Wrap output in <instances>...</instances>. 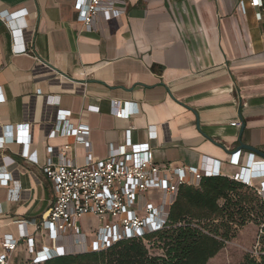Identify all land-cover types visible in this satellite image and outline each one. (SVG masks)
<instances>
[{"label": "crops", "instance_id": "0c3cea01", "mask_svg": "<svg viewBox=\"0 0 264 264\" xmlns=\"http://www.w3.org/2000/svg\"><path fill=\"white\" fill-rule=\"evenodd\" d=\"M124 1L123 14L88 28L77 20L75 0H0V15L16 28L0 18V138L10 137L0 145V177L10 176L8 184L0 178V242L18 235L20 221L33 232L52 206L44 165L75 144L67 133L49 136L61 112L90 128L97 158L130 139L149 141L158 163L196 167L207 157L231 178L251 154L253 163L264 160L258 8L250 0H243L245 12L242 0ZM113 99L130 101L134 113L116 117ZM241 141L258 152L238 149ZM69 155L86 161L82 144ZM28 256L21 241L14 262Z\"/></svg>", "mask_w": 264, "mask_h": 264}, {"label": "built area", "instance_id": "2783aa9c", "mask_svg": "<svg viewBox=\"0 0 264 264\" xmlns=\"http://www.w3.org/2000/svg\"><path fill=\"white\" fill-rule=\"evenodd\" d=\"M124 3V0H75L74 8L77 20L85 27L94 28L99 17L110 21L123 14L125 9L120 4ZM250 5L258 8L257 18L264 21V0H250ZM240 10H246L243 0ZM0 18L11 29H16L7 13ZM3 99L0 95V102ZM129 103L113 99L114 115L118 118L132 115L134 111L127 109ZM66 118L67 114L59 113L49 136L60 133L73 136L75 144H82L86 149V161L78 164L69 155L75 144H64L59 150L58 160H50L44 165L55 191L52 206L35 223L33 232L27 229L26 221H20L18 235L3 237L0 264H43L56 256L106 250L129 238H143L149 242L147 234L169 226L170 207L182 185L198 186L205 176L221 175L215 161L207 157L196 167L173 162L158 163L149 141L132 143L129 139L125 144L111 145L107 156L97 158L91 151L90 128L84 124L76 126ZM149 135L150 140L156 136L153 130ZM8 139L10 137L0 138V145ZM52 151L49 147V152ZM252 157L253 154L245 168L232 178L254 186L264 198V180L258 187L253 183V178H264V160L253 163ZM231 160L238 163L239 152ZM250 167L254 170L249 171ZM4 175L0 178L8 184L10 176ZM85 215H91L97 222L88 231L79 223ZM21 241L25 243L29 256L15 263L14 256ZM254 253L260 259L264 251Z\"/></svg>", "mask_w": 264, "mask_h": 264}, {"label": "trees", "instance_id": "16d2710c", "mask_svg": "<svg viewBox=\"0 0 264 264\" xmlns=\"http://www.w3.org/2000/svg\"><path fill=\"white\" fill-rule=\"evenodd\" d=\"M245 188L253 192H242ZM259 217L264 218V198L254 186L224 175L205 176L198 186L180 187L170 207L169 226L147 234L149 242L123 239L106 250L56 256L43 264H207L236 226ZM154 243L161 253L151 252ZM241 264H264V254Z\"/></svg>", "mask_w": 264, "mask_h": 264}, {"label": "rangeland", "instance_id": "374dc122", "mask_svg": "<svg viewBox=\"0 0 264 264\" xmlns=\"http://www.w3.org/2000/svg\"><path fill=\"white\" fill-rule=\"evenodd\" d=\"M242 192H250L248 188ZM84 229H90L96 225L91 215H85L79 222ZM236 231L226 242L223 248L212 257L207 264H241L247 257H255V251L261 252L264 247V218L259 217L254 221L247 222L243 226H236ZM155 242L156 239H153ZM152 253H161L157 243L151 244Z\"/></svg>", "mask_w": 264, "mask_h": 264}, {"label": "water", "instance_id": "95a60500", "mask_svg": "<svg viewBox=\"0 0 264 264\" xmlns=\"http://www.w3.org/2000/svg\"><path fill=\"white\" fill-rule=\"evenodd\" d=\"M244 127H245V122L242 121L241 130H240V137H241V135H242V133L244 131ZM242 148L258 152L257 148H255L254 146L246 144V143L241 141L240 145L238 146V149H242Z\"/></svg>", "mask_w": 264, "mask_h": 264}]
</instances>
